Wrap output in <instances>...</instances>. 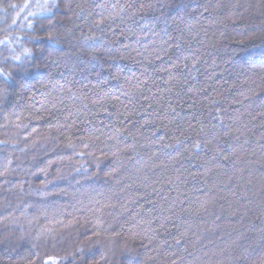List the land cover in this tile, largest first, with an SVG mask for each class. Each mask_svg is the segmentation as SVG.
<instances>
[{
	"label": "trees",
	"instance_id": "obj_1",
	"mask_svg": "<svg viewBox=\"0 0 264 264\" xmlns=\"http://www.w3.org/2000/svg\"><path fill=\"white\" fill-rule=\"evenodd\" d=\"M36 1L0 0L9 70ZM57 19L61 59L0 97V264H261L264 0H65Z\"/></svg>",
	"mask_w": 264,
	"mask_h": 264
},
{
	"label": "snow or ice",
	"instance_id": "obj_2",
	"mask_svg": "<svg viewBox=\"0 0 264 264\" xmlns=\"http://www.w3.org/2000/svg\"><path fill=\"white\" fill-rule=\"evenodd\" d=\"M65 3V0H44L43 4L37 3L36 7L40 9L39 13L28 11V17H39L41 21L38 25L32 20H28V27L33 31L34 35L30 37L31 40L36 42L33 48H24L22 55H14L11 59L14 63L10 66H6L7 58L0 61V97H7L12 94L10 87L12 81H15V87L18 90L25 88L26 82L32 77L34 70H39L42 67H47L49 62L56 63L61 59V56L57 54V50L53 45L60 43V35L58 34V26L60 25L59 19H57V10L61 5ZM154 4L144 5L141 4L140 8L154 7ZM10 7H18L17 5H10ZM28 8V4L23 6ZM67 10L72 11L71 3L66 4ZM81 12L84 11V7L80 4L76 5ZM123 11V9H121ZM75 14V13H73ZM70 19V17H66ZM46 21V23L44 22ZM16 21L13 20V23ZM99 26V25H97ZM43 33V35H41ZM49 42L47 45L43 42ZM6 41L0 40V44H5ZM38 45V46H37ZM186 59V58H185ZM245 99L249 97L245 96ZM261 116H264V106H261ZM35 131V130H33ZM198 146V145H197ZM227 159V157H225ZM8 163H11L9 161ZM7 171L5 167L4 172H0V176H3ZM97 235V233H93ZM91 237H87L85 243L87 244ZM80 255L82 258L88 254V250L85 247H78L74 255ZM49 259H52L51 257ZM101 259L107 260V253H101ZM28 264H34L33 261H29ZM82 264H98L94 259L91 261L82 260ZM264 264V260L261 261Z\"/></svg>",
	"mask_w": 264,
	"mask_h": 264
},
{
	"label": "rangeland",
	"instance_id": "obj_3",
	"mask_svg": "<svg viewBox=\"0 0 264 264\" xmlns=\"http://www.w3.org/2000/svg\"><path fill=\"white\" fill-rule=\"evenodd\" d=\"M37 3H40V4H43L44 3V0H37L36 1V3L33 5V4H31V5H28V8H26L27 10L25 11V10H23L24 11V13H28V11H32V12H36V13H38L37 12V7H36V5H37ZM27 16V15H26ZM17 21H19L20 20V17H17V19H16Z\"/></svg>",
	"mask_w": 264,
	"mask_h": 264
}]
</instances>
